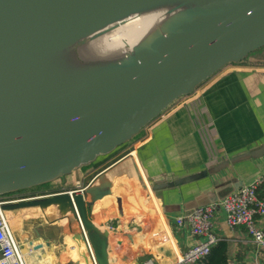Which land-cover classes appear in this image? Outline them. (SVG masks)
<instances>
[{
  "label": "water",
  "instance_id": "1",
  "mask_svg": "<svg viewBox=\"0 0 264 264\" xmlns=\"http://www.w3.org/2000/svg\"><path fill=\"white\" fill-rule=\"evenodd\" d=\"M146 1L0 0V196L64 182L224 65L264 46V0H221L182 19L136 59L92 79L32 94L10 80L15 66L55 38ZM79 187L2 207L38 205L72 215L87 261L109 264L108 231L89 218L84 194L96 200L111 191L110 182Z\"/></svg>",
  "mask_w": 264,
  "mask_h": 264
},
{
  "label": "crops",
  "instance_id": "2",
  "mask_svg": "<svg viewBox=\"0 0 264 264\" xmlns=\"http://www.w3.org/2000/svg\"><path fill=\"white\" fill-rule=\"evenodd\" d=\"M110 159L93 170L79 167L64 182L59 179L62 186L55 190L110 182L111 191L96 200L84 194L89 218L108 231L109 264H145L149 259L175 264L195 237L174 217L220 201L264 173V63L224 65L151 120L124 154ZM5 210L15 218L13 231L20 242H46L38 248L46 249L44 264H59L60 242H72L74 264H96L82 253L86 245L75 236L79 223L72 215L60 217L55 208L38 205ZM259 221L264 226V217ZM165 230L169 239L150 245L149 238ZM216 231L227 264H246L256 257L247 228L230 227L223 208L216 214ZM259 259L264 264V251Z\"/></svg>",
  "mask_w": 264,
  "mask_h": 264
},
{
  "label": "bare ground",
  "instance_id": "3",
  "mask_svg": "<svg viewBox=\"0 0 264 264\" xmlns=\"http://www.w3.org/2000/svg\"><path fill=\"white\" fill-rule=\"evenodd\" d=\"M221 0H147L59 36L10 72L32 94L104 74L136 59L184 18Z\"/></svg>",
  "mask_w": 264,
  "mask_h": 264
},
{
  "label": "built area",
  "instance_id": "4",
  "mask_svg": "<svg viewBox=\"0 0 264 264\" xmlns=\"http://www.w3.org/2000/svg\"><path fill=\"white\" fill-rule=\"evenodd\" d=\"M262 184H264V173L220 201L198 205L177 214L174 217L175 222L178 226L187 227L195 237V242L179 254L175 264L195 263L209 253L212 246L218 242L220 236L216 231V214L219 208L225 211L226 221L230 227L245 226L254 240L257 255L246 264H260L259 255L261 257L264 251V226L259 221L264 217V193L259 194ZM21 199L25 198L10 201ZM7 201L9 200H0V264H29L27 255L34 252L35 247L33 244L27 245L28 251L23 252V245L15 236L2 208ZM149 239L150 245L164 243L169 239V232L160 231ZM145 264H152V260H147Z\"/></svg>",
  "mask_w": 264,
  "mask_h": 264
},
{
  "label": "rangeland",
  "instance_id": "5",
  "mask_svg": "<svg viewBox=\"0 0 264 264\" xmlns=\"http://www.w3.org/2000/svg\"><path fill=\"white\" fill-rule=\"evenodd\" d=\"M249 57L264 59V46L252 51L249 54ZM128 146L129 145L120 148L118 150V152L112 156V158L124 154L127 151ZM51 191L53 192L56 190L49 188V187H42V188L38 189L37 191H30L29 190V191H24V192H15V193L7 194V195H1L0 200H14V199H19V198H26V197L34 196L37 194H46V193L51 192ZM3 211L5 213V216L8 218L10 225H11V228L13 230L14 227H13L12 223L15 221V218L8 215V213L6 212V210L4 208H3ZM11 214H14V213H11ZM41 227L43 229L45 226L42 225ZM20 243L23 246L28 245L27 242H20ZM41 243L45 244L46 242H41ZM71 243L72 242H60L58 248L56 249L59 264H74L75 258L77 256V252H76L75 247L70 246ZM45 250L46 249H44V248H42L40 250L38 248H34V252H31L30 254L27 255V260L29 261L28 263L29 264H44V262H45V254H44Z\"/></svg>",
  "mask_w": 264,
  "mask_h": 264
},
{
  "label": "trees",
  "instance_id": "6",
  "mask_svg": "<svg viewBox=\"0 0 264 264\" xmlns=\"http://www.w3.org/2000/svg\"><path fill=\"white\" fill-rule=\"evenodd\" d=\"M239 62L264 63V59H261V58L252 59L248 55L247 57H245ZM143 133H144V128H142L140 132L134 135L132 139L122 144L121 146L117 147L112 152L105 154V155H100L94 161L87 163V164H83L81 167L87 170H93L99 167L101 164L105 163V161H107L110 157L116 154L120 148L125 147L129 145L130 143H132L133 141H135L136 139L140 138L143 135ZM61 186L62 185H61L60 180L57 179V180H54V181H51V182H48L42 185L34 186L31 188H27V189L16 191V192H24V191H29V190L37 191L38 189L42 187H49L52 189H56V188H60ZM11 193H15V192H11ZM263 193H264V190L260 191L259 189V194H263ZM7 194H10V193H7ZM7 194H4V195H7ZM193 264H227V255H226V248H224V241L220 240L219 243H217L215 246L213 245L209 253L202 256L200 259H198Z\"/></svg>",
  "mask_w": 264,
  "mask_h": 264
}]
</instances>
